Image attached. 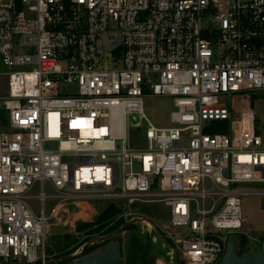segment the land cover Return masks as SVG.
<instances>
[{
  "label": "built area",
  "instance_id": "built-area-1",
  "mask_svg": "<svg viewBox=\"0 0 264 264\" xmlns=\"http://www.w3.org/2000/svg\"><path fill=\"white\" fill-rule=\"evenodd\" d=\"M0 58V264H50L58 206L102 199L163 204L177 258L219 262L241 197L264 195V0H0ZM149 96L173 99L169 127Z\"/></svg>",
  "mask_w": 264,
  "mask_h": 264
},
{
  "label": "rangeland",
  "instance_id": "rangeland-1",
  "mask_svg": "<svg viewBox=\"0 0 264 264\" xmlns=\"http://www.w3.org/2000/svg\"><path fill=\"white\" fill-rule=\"evenodd\" d=\"M7 81V68L0 58V99L5 98L7 95ZM253 108L264 126V93L255 95ZM173 109V99L169 96H149L144 99V113L157 127L167 128L171 125L170 113ZM1 112L5 117L6 114L3 108ZM146 128L147 120L145 118H140L137 115L136 119L131 117L128 119V143L132 148H146ZM253 187L252 189L259 188ZM45 190L54 192L49 183L46 184ZM29 202L38 210L40 204L38 200L32 199ZM55 202L51 199L46 200L44 204L47 212L51 210ZM111 204L119 209L117 219L135 223L134 229L120 231L116 236H111V240L106 243L108 245L113 241L120 242L122 264H132L130 241L133 234L140 237V244L137 247L139 250H151L152 256L156 258L154 264H163L162 260H167L172 264H180V258H177L163 241V239L167 241V232L172 230L169 211L163 204L156 202L142 204L133 208L131 211L133 214L129 216L116 203L104 199L70 201L58 206L54 217L49 220L46 231L47 253L52 258L50 264H72V260L63 259V257L68 255L77 256L87 242L101 236L98 232H88L89 227L85 228V226H94L103 211ZM241 206L244 222L241 231L238 230L237 233L243 235L245 247L251 248L255 242L264 245V195H245L241 197ZM142 219L150 222L151 226H148ZM157 230L159 233H157ZM100 245H102V241L95 240L87 246L85 255L106 246L101 247Z\"/></svg>",
  "mask_w": 264,
  "mask_h": 264
},
{
  "label": "water",
  "instance_id": "water-1",
  "mask_svg": "<svg viewBox=\"0 0 264 264\" xmlns=\"http://www.w3.org/2000/svg\"><path fill=\"white\" fill-rule=\"evenodd\" d=\"M124 229L125 226L111 232L107 236H99L95 239H91V241L84 245L78 256L68 255L63 257V259L72 260V264H122L121 245L119 241H113L88 255H85V250L87 246L95 240L111 237ZM157 233H159L158 230ZM163 241L169 248L173 249L172 245H170L166 239H163ZM245 248L247 247H245V239L243 235L240 233L229 234L225 253L217 264H264V245L255 242L252 244L251 249L246 250ZM179 263L183 264L181 259Z\"/></svg>",
  "mask_w": 264,
  "mask_h": 264
},
{
  "label": "trees",
  "instance_id": "trees-1",
  "mask_svg": "<svg viewBox=\"0 0 264 264\" xmlns=\"http://www.w3.org/2000/svg\"><path fill=\"white\" fill-rule=\"evenodd\" d=\"M1 117H2V119H4L2 112H1ZM217 131L222 132V131H224V129H215V130H212L211 132H217ZM118 213H119V209L116 206L111 204V205H109V207H107L103 211V213L100 215V217L98 219V222L94 226L88 225V226H85V228L89 227L88 232H98V234H100L101 236H107L111 232H114L123 226H125L124 230H131V229L135 228V223H129V222L123 221L122 219H117ZM114 236H116V234L112 235V237H114ZM112 237H106V238L99 239L102 241V245H100V246L102 247V246L106 245V243H108ZM131 237L132 238H131L130 244L137 248L140 244L139 235L133 234ZM167 242L170 245L172 244V242L169 239H167ZM87 248H86V250H87ZM144 252H146V250ZM166 262H167V260H166ZM132 264H134L133 261H132Z\"/></svg>",
  "mask_w": 264,
  "mask_h": 264
},
{
  "label": "flooded vegetation",
  "instance_id": "flooded-vegetation-1",
  "mask_svg": "<svg viewBox=\"0 0 264 264\" xmlns=\"http://www.w3.org/2000/svg\"><path fill=\"white\" fill-rule=\"evenodd\" d=\"M131 251L134 264H154L156 262V258L152 256L151 250L149 249L144 252L131 245Z\"/></svg>",
  "mask_w": 264,
  "mask_h": 264
}]
</instances>
